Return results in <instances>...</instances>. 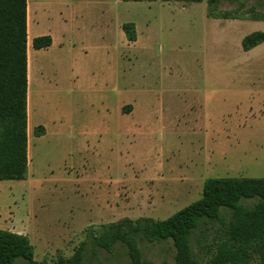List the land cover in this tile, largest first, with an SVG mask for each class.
<instances>
[{"label": "rangeland", "instance_id": "obj_1", "mask_svg": "<svg viewBox=\"0 0 264 264\" xmlns=\"http://www.w3.org/2000/svg\"><path fill=\"white\" fill-rule=\"evenodd\" d=\"M244 1L240 18L222 19L205 0H28L30 34L50 30L53 44L29 45L27 176L0 180V229L29 238L32 264L69 258L83 241L82 264H133L121 244L93 249L89 234L124 217L165 219L210 177H264V42L241 48L264 31L247 10L264 0ZM229 218L192 232L201 264ZM139 247L138 264H175L170 240Z\"/></svg>", "mask_w": 264, "mask_h": 264}, {"label": "trees", "instance_id": "obj_2", "mask_svg": "<svg viewBox=\"0 0 264 264\" xmlns=\"http://www.w3.org/2000/svg\"><path fill=\"white\" fill-rule=\"evenodd\" d=\"M163 1L171 0H123ZM185 3L204 0H174ZM210 18L236 19L238 10L246 7L244 0H224L235 3L231 10H219L223 0H205ZM251 19L264 20V11L247 8ZM128 41L136 40L133 22L122 24ZM264 42V31H253L241 40L248 51ZM51 44L49 35L34 37L35 49ZM27 0H0V180H21L27 174ZM43 126L34 128L41 135ZM254 199L251 205L243 200ZM230 218L225 238L211 257L212 264H247L257 255L264 264V177H210L204 180L201 196L162 220L149 217L107 222L89 234L91 247L112 252L117 244L125 247L133 264L141 256L142 241L172 242L175 264H201L190 242L192 232L202 223L222 221L223 211ZM83 241L69 258H59L51 264H82L87 249ZM34 261V247L25 234L0 229V264Z\"/></svg>", "mask_w": 264, "mask_h": 264}, {"label": "crops", "instance_id": "obj_3", "mask_svg": "<svg viewBox=\"0 0 264 264\" xmlns=\"http://www.w3.org/2000/svg\"><path fill=\"white\" fill-rule=\"evenodd\" d=\"M30 5L33 6L31 2H30ZM28 8H29V3L27 0V55H28L27 56V76H28L27 77V91L29 90L30 82H31L30 74H29V45L31 46L32 49H34V51H36L39 49L47 48V47L51 46V44H53V37L51 36L52 33L50 30L45 31L46 33L45 32L40 33L41 31L39 30V31H37L38 33H36V34H30L29 9ZM31 26H34V24L32 23ZM36 27H38V25ZM33 28H35V26ZM41 35H49L51 37V44L47 47H43V48H39V49L33 48L32 47L33 38L37 37V36H41ZM129 42H134V41H129ZM35 90H36V86H35ZM37 97H39V96L37 95ZM28 121H29V97H28V104H27V158H28V128H29V122ZM33 132H34V129H33ZM38 136H40V135H38ZM27 169H28V163H27ZM26 176H27V174H26Z\"/></svg>", "mask_w": 264, "mask_h": 264}, {"label": "bare ground", "instance_id": "obj_4", "mask_svg": "<svg viewBox=\"0 0 264 264\" xmlns=\"http://www.w3.org/2000/svg\"><path fill=\"white\" fill-rule=\"evenodd\" d=\"M30 64H31V60H30ZM30 79L32 80L31 76H30ZM32 105H33V109H36V104H34V101H33V104Z\"/></svg>", "mask_w": 264, "mask_h": 264}]
</instances>
